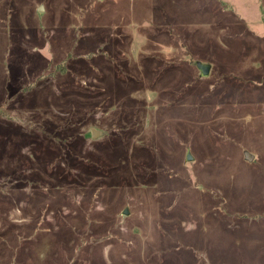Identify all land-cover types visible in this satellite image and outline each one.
<instances>
[{"label":"rangeland","instance_id":"374dc122","mask_svg":"<svg viewBox=\"0 0 264 264\" xmlns=\"http://www.w3.org/2000/svg\"><path fill=\"white\" fill-rule=\"evenodd\" d=\"M0 264H264V0H0Z\"/></svg>","mask_w":264,"mask_h":264},{"label":"water","instance_id":"95a60500","mask_svg":"<svg viewBox=\"0 0 264 264\" xmlns=\"http://www.w3.org/2000/svg\"><path fill=\"white\" fill-rule=\"evenodd\" d=\"M41 7H42V6H41ZM197 67H198V69L200 70V74H201L202 76H208V75H209L210 70H211V64H209V63H205V62H201V61H198V62H197ZM100 133H101L100 130H98V129H96V128H92V136H93V137H97V136H99ZM249 155H250V154L247 152V153H246V157L250 158ZM187 159H188V160L191 159V157H190L189 154H188V156H187ZM250 159H251V158H250ZM124 213H125V214L128 213V208H125Z\"/></svg>","mask_w":264,"mask_h":264}]
</instances>
